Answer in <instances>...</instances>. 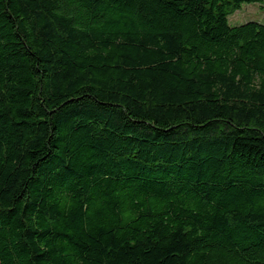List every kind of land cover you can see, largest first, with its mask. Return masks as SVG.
<instances>
[{
    "label": "trees",
    "instance_id": "trees-1",
    "mask_svg": "<svg viewBox=\"0 0 264 264\" xmlns=\"http://www.w3.org/2000/svg\"><path fill=\"white\" fill-rule=\"evenodd\" d=\"M264 0H0V264H264Z\"/></svg>",
    "mask_w": 264,
    "mask_h": 264
},
{
    "label": "rangeland",
    "instance_id": "rangeland-1",
    "mask_svg": "<svg viewBox=\"0 0 264 264\" xmlns=\"http://www.w3.org/2000/svg\"><path fill=\"white\" fill-rule=\"evenodd\" d=\"M228 20L231 25H238L249 20L264 23V2L244 3L228 16Z\"/></svg>",
    "mask_w": 264,
    "mask_h": 264
}]
</instances>
